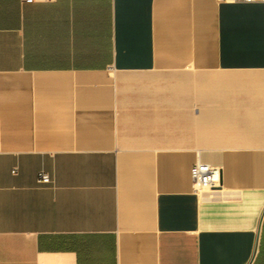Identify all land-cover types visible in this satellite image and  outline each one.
<instances>
[{"label": "crops", "instance_id": "0c3cea01", "mask_svg": "<svg viewBox=\"0 0 264 264\" xmlns=\"http://www.w3.org/2000/svg\"><path fill=\"white\" fill-rule=\"evenodd\" d=\"M0 264H264V0H0Z\"/></svg>", "mask_w": 264, "mask_h": 264}, {"label": "built area", "instance_id": "2783aa9c", "mask_svg": "<svg viewBox=\"0 0 264 264\" xmlns=\"http://www.w3.org/2000/svg\"><path fill=\"white\" fill-rule=\"evenodd\" d=\"M253 1V0H243ZM191 175L196 186V191L203 190L211 194L218 190L221 185V169L207 163L197 162L192 170ZM39 182L48 184L52 182L50 175L46 172L39 173Z\"/></svg>", "mask_w": 264, "mask_h": 264}]
</instances>
